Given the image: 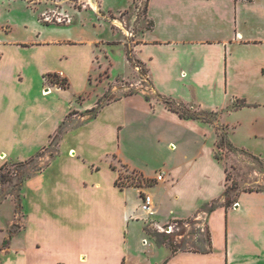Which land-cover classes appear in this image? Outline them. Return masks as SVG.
Wrapping results in <instances>:
<instances>
[{
	"label": "crops",
	"instance_id": "0c3cea01",
	"mask_svg": "<svg viewBox=\"0 0 264 264\" xmlns=\"http://www.w3.org/2000/svg\"><path fill=\"white\" fill-rule=\"evenodd\" d=\"M171 1L146 0L152 25L136 36L134 51L149 70L152 90L222 111L234 82L229 48L264 44V0H181L184 9L178 21ZM97 8L93 16L100 12L99 4ZM85 22L80 30L73 22L46 24L24 17L20 27L12 21L2 30L0 111L6 116L0 115V169L23 160L27 149L36 154L49 148L64 121L48 124L54 119L48 96L59 99L71 87L74 64L90 77L97 68L96 49L103 55L104 43L113 41L103 38L94 20ZM224 23L233 35L219 39L214 32ZM162 26L173 37L158 34ZM181 26L192 33L179 37ZM20 28L34 33L29 38L13 36ZM52 73L66 77L69 87L49 79ZM241 94L232 95L234 110L245 107L234 108L238 101L248 105ZM90 108L86 104L74 109L81 115ZM71 111L66 108V115ZM69 133L77 148L65 149ZM214 134L212 125L181 117L145 90L108 101L94 117L66 130L62 152L26 181L20 264H264V250L237 247L251 241L252 231L235 213L241 205L225 206L227 171L216 159ZM154 142L163 155L150 153L149 161L140 157L139 149L150 151L146 143ZM87 149L93 152L89 156ZM152 161L157 168L149 167ZM158 169L167 173L163 181L155 177ZM120 177L123 186L116 184ZM243 192L264 200V190ZM144 194L153 197L154 215L141 208ZM213 201L220 205L210 212ZM254 235L260 241L263 234ZM169 240L179 245L178 251Z\"/></svg>",
	"mask_w": 264,
	"mask_h": 264
},
{
	"label": "rangeland",
	"instance_id": "374dc122",
	"mask_svg": "<svg viewBox=\"0 0 264 264\" xmlns=\"http://www.w3.org/2000/svg\"><path fill=\"white\" fill-rule=\"evenodd\" d=\"M181 3H183L181 0H172L170 3V10L176 21L179 20V12L184 9V4L181 8ZM98 4L101 10L96 16H93V9H98ZM145 5L146 0H134V3L132 0H0V37H4L2 30L7 29L6 27H9L8 25L12 24V21L20 27L19 22L25 17L46 24L61 25L73 22L75 27L80 30L84 27L82 21L91 23L94 20L103 38L125 41L124 44L113 41L104 43L102 46L103 55L98 48L96 49L95 66L97 68L90 77H85L78 64L71 66V87L64 90L59 99L52 95L48 96L51 104L54 103L53 109L48 110L54 119L48 121L46 115H41L44 121L47 120L52 127L56 120H60V123L64 121L65 124L59 129L60 133L58 131L55 133L49 148L36 154H34L36 150L29 153L27 149L23 154L25 156L23 160H14L0 170L1 264H20L19 248L23 247L25 241V232L22 228L27 212L25 183L34 178L44 167L53 163L52 158L62 152L61 138L65 131L80 125L92 114H96L108 101L128 94L139 93L140 90H145L150 98H157L168 109L178 110L185 116L184 118L198 119L214 127V151L229 173L231 178L229 184L236 181L241 189L244 187L264 189V44H234L230 46L229 69L234 82L229 85L228 104L222 111L205 110L195 103L171 100L163 95L154 94L149 70L134 51V46L138 41L137 34L148 27ZM86 11L92 15L91 18L88 19ZM8 20L11 21L8 22ZM89 25L87 24L85 28H90ZM159 29L163 31L158 33L160 35L166 37L174 35L166 26ZM184 30H186L185 27L181 26L179 37L184 38L192 33L191 30ZM33 33L34 31L31 29L20 28L14 32L13 36L29 38ZM232 35V29L226 23L219 24L218 29L214 32V36L219 39L232 37ZM122 74L123 76H121ZM36 81L38 82V80ZM234 91L242 92L241 97L247 99V106L237 110L233 109L232 102L235 100L233 101L232 95ZM86 104L88 107L94 108L95 113L87 110L82 111L81 115H77L78 111L74 108H80ZM66 108L72 110L70 115L68 113L70 118H66L68 116L65 113ZM45 109L43 108V114L46 113ZM0 115L6 116L1 111ZM69 119L71 120L69 121ZM65 137V149H67V145L77 148L76 140L71 138L72 134H65ZM230 142L246 151L249 150V153L261 160L250 156L251 154L245 155L235 151L232 146H229ZM146 145L147 148L152 149L144 151L140 148V157L148 158L149 161L152 159L150 153L158 152L159 155H163L155 142L146 143ZM87 150L86 156L93 153L90 149ZM165 159H172V157ZM103 164L102 161L101 165ZM154 165L156 164L152 161L149 167L157 168ZM158 170L155 177L161 172ZM237 205L242 207L235 212L236 215H241L252 231V235L248 236L251 241H246L244 245L239 243L237 247L264 250V200L255 194L250 195L243 192L235 207ZM259 216H263V218ZM255 217H259V223L255 222ZM254 231L263 234L260 241L255 238Z\"/></svg>",
	"mask_w": 264,
	"mask_h": 264
},
{
	"label": "trees",
	"instance_id": "16d2710c",
	"mask_svg": "<svg viewBox=\"0 0 264 264\" xmlns=\"http://www.w3.org/2000/svg\"><path fill=\"white\" fill-rule=\"evenodd\" d=\"M145 11H146V14H147V2H146V5H145ZM147 18V17H146ZM152 25V21H148V27L149 26H151ZM48 78L49 79H51L52 81H54L59 87H62V88H68L69 87V81L67 80V78L66 77H62V76H60L58 73H52V74H48ZM246 101L245 100H242V101H238L237 103H236V105L234 106V108H239V107H242V106H246ZM89 112H92V113H95V109L94 108H92V109H90V110H88ZM173 111H175V112H177L181 117H185L182 113H180V112H178V110H176V109H173ZM72 113V112H71ZM70 113V114H71ZM95 116V114H92V117H94ZM63 124H65V122H63L61 125H60V127H59V129L60 128H62V126H63ZM58 129V132L60 133V130ZM57 132V133H58ZM55 136H53L52 137V139H51V141H50V143H49V146H51V143H52V140H53V138H54ZM229 144V146L231 147H233V149L235 150V151H238V152H241V153H243V154H247V155H250L251 153H249L248 151H246L245 149H242V148H239V147H237V146H235L234 144H231V142L230 143H228ZM45 149H47V147L45 148ZM45 149H43V150H45ZM215 156H216V159L220 162V163H222L220 160H219V158H218V156L216 155V153H215ZM250 156H252V157H254V158H258L257 156H255V155H253V154H251ZM258 159H260V158H258ZM261 160V159H260ZM223 164V163H222ZM224 165V164H223ZM225 167V166H224ZM5 168V166L2 168V169H4ZM225 169H226V167H225ZM1 170V169H0ZM226 171H227V169H226ZM138 178V180H140L141 181V179H140V177H137ZM230 180H231V178H230V176H229V173H228V171H227V184H226V190H225V198H226V201H225V206L228 208V207H231V206H234V205H236L237 203H238V197H239V195H240V193L242 192V191H260V190H264V189H260V188H246V187H244V188H239V185H238V183L236 182V181H233L231 184H229V182H230ZM146 181H148V180H146ZM133 183H135V181H133ZM132 183V184H133ZM116 184L117 185H119V186H123L124 185V181H122L121 180V177H120V179H118L117 180V182H116ZM220 205V202L219 201H213L210 205H209V211L211 212V211H214V210H216V208L218 207ZM169 244H170V246H171V248L173 249V251L174 252H176V251H178L179 250V245H176L173 241H171V240H169V242H168ZM182 250H186V249H188V248H186V247H182V245H181V247H180ZM204 250V249H203Z\"/></svg>",
	"mask_w": 264,
	"mask_h": 264
},
{
	"label": "built area",
	"instance_id": "2783aa9c",
	"mask_svg": "<svg viewBox=\"0 0 264 264\" xmlns=\"http://www.w3.org/2000/svg\"><path fill=\"white\" fill-rule=\"evenodd\" d=\"M59 75L63 77L62 74H59ZM166 174H167L166 171H162V172L158 173L157 180L158 181H163L165 179V177H166ZM137 180H138V178H137ZM135 182H136V180H135ZM141 208L148 215H154L156 213L155 212V207H154L153 197L151 195L144 194L142 196V205H141ZM169 230H171V227L170 226H169Z\"/></svg>",
	"mask_w": 264,
	"mask_h": 264
}]
</instances>
